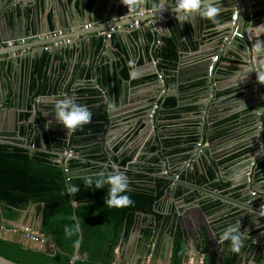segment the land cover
I'll list each match as a JSON object with an SVG mask.
<instances>
[{
    "label": "crops",
    "instance_id": "crops-1",
    "mask_svg": "<svg viewBox=\"0 0 264 264\" xmlns=\"http://www.w3.org/2000/svg\"><path fill=\"white\" fill-rule=\"evenodd\" d=\"M21 1L23 0H15L14 1V8L17 5H20ZM57 1H52L51 9L46 11V19L48 20V24L51 29L55 28L56 21L54 13H57V7H56ZM73 6L81 8L82 4L85 3L87 5L88 10L94 11L95 6V0H70ZM119 0H102L100 2V7L98 4V8H103L104 6H110L111 4L113 6H116L118 4ZM145 2V1H144ZM163 4L164 9L158 10L153 8L154 4ZM217 6H218V13L216 16V19L219 21L221 27H217L215 24H213L210 20L207 19V22L204 20L206 18L200 17L196 14L195 17H199L200 24L198 28H191L187 32L185 26V22H178L175 17V13L171 7H174L175 0H148L146 7L140 9V13L137 14V19H145L144 23L142 24V29H145L146 38L145 41H139V34L138 32L132 31L130 34V37L135 44V47L129 43V40L126 35L123 36V42L120 39V33L123 32L122 28H118V36L113 34V31H106L102 32V40L97 41L96 39H93L95 44L91 45V49L87 51L84 49L83 53L80 54L79 62L82 64L83 62L87 61L88 67L93 69L94 67H99V81L100 84H104L105 90H104V97L106 99H111L110 93L113 95V86L112 82L105 81V73L110 78V66L109 63L112 61L114 62V68L116 70V91L117 95L120 97V102H117L116 105L114 104L112 116L114 121L111 123L110 126L114 127V130H111L109 132V135L111 134H117L114 135L113 138L108 140V143L111 144V146H116L118 140H122L123 146L125 147L123 149V156L125 158H129V161L131 160V157H134L135 155L140 157H143L146 154L141 153V151L148 147L147 139L143 138V135L140 134L139 129L135 127L138 116L142 114V110L150 106L151 104L154 105L152 107V110L157 112L159 109V101L157 99V94H164V90L161 86L162 81H166L170 88L179 89V91L182 92V98L183 100L180 101L179 107L178 101L176 100V105L172 108H167L165 112V119H162L159 121V124L165 125L164 127L169 131V136L171 137L170 140L167 141V147L168 151L170 150V154L173 155L174 153H181L182 156H184L189 164L191 163V169L193 171H189L191 174V177H195L194 175L203 174L204 178L207 177L205 166H208L209 162H207L208 159L203 158V160H200V163L197 161V156L195 159L186 157L187 152L192 149L193 145L195 144L197 146V143H201L202 146L200 148H206L207 144H203L202 140H197L200 134L197 132V128L200 126L201 123H203L202 120V114H200V105L202 103V98L204 97V93L201 91V82L200 81H193V79L189 82L184 83L183 85H178L177 79L182 78V80H187L189 76V70L187 66H190L193 61H196L197 64L204 65L206 62L210 60L211 64H213V58L218 56L217 63L223 61V63L219 68L223 70L222 76L225 77L228 72L236 71V68L239 67V65L235 64V54L233 53L231 56H228L227 53H224L226 55V58L223 59V57H220V54L218 55L217 52H214L215 50L219 49L222 52L223 44H221L220 40L224 36V34L227 33L226 30L230 28V24H232L231 16L235 12V10L239 11V7L245 6L247 10V23L245 25V29L249 31H253V35L255 38V44L260 43L262 47H264V21H261L259 23H255V11H260L264 8V0H216ZM238 6V8H237ZM55 8V9H54ZM64 10H66V7L64 6ZM98 10V9H97ZM7 15L12 19L15 17V13L13 10V7H10L7 10ZM122 15V13H120ZM141 15H143L141 17ZM97 21L98 22H92L91 27L88 28V30H97L103 28V26L99 23L100 16L97 15ZM225 21H231L224 23ZM110 22L114 23V25L117 24H123L125 23L124 17H120L115 20H111ZM240 16L238 15L237 18V24L240 26ZM59 25V23H58ZM189 26V25H188ZM112 33L111 38H107V34ZM60 36H62L60 34ZM160 37L159 39L157 38ZM166 37H177L179 43L177 44V51H179L180 47L184 48L185 52L190 51L191 40H193V47L195 51H198L197 53H187L188 56L185 57L187 60V63L184 67L178 70L175 67L168 68L166 71H162L161 73L154 74V65L153 61H157L154 57V49L155 45L158 41H161V38ZM110 42L115 40L116 48L111 47L110 51L106 49H102V43ZM37 42H31L28 44L34 45ZM67 43V42H66ZM102 44V45H101ZM21 45H16L13 42L10 41H3L0 42V61L4 65V71L3 75L5 79L3 80L0 76V91H4V95L6 97V103L3 102V104L0 106V111L3 109L5 110L7 107L10 108L9 110H5L4 114H0V126L2 127V131L4 134H10L11 130L16 131L19 129L23 132V137L25 136V131L28 130V128L32 127V124L30 123V113L26 111V106L28 105V97H29V91H35L36 89V81L39 79L41 80V92L45 95V97H39L36 99L37 104L42 110L45 109H52V105L56 98L64 95L74 96L76 98V101L78 103H85L89 106L91 112L95 111L96 103L93 100L92 96H86L83 98H80V94L83 93L84 89H86V84L93 81L92 74L89 73L86 76V80L80 81V79L75 77L72 81H70V77L67 75L68 72L65 70L68 68L69 63H66V65H63V61L61 55L56 57V63L54 64V67L51 69V71H48V65L50 63V50L51 46H47V49L45 50V53L43 57L47 58L48 61L44 66H41V62L39 59H30L26 63H24L23 67L22 65H19V68L16 70L14 67V64L10 61L13 58L14 61H17L18 56L15 54V49L20 48ZM46 48V47H45ZM12 50V54H9V51ZM127 51L128 57H124V52ZM114 52V53H113ZM215 53V54H214ZM23 55V52H22ZM145 55H148L151 60V65L144 64V57ZM255 56V63H258L260 65V70L264 69V56L254 55ZM42 57V59H43ZM77 57V50L74 49L71 52L67 53V59L69 62L75 63ZM107 57H112V59H109ZM258 59V60H257ZM124 61L125 68L123 70H127L129 74V78H124L123 76V70L121 69V61ZM190 60V62L188 61ZM107 61L109 63H107ZM134 62V69L132 72L135 74L134 77L130 75L129 70V62ZM38 63L39 67L41 66L40 72L39 70L35 71V65ZM158 66V65H157ZM80 66L77 68V71L80 70ZM120 70V71H119ZM104 72V73H103ZM206 70L203 69L202 74H204ZM159 74H163L162 80L159 79ZM241 74L239 71L236 73L237 77L241 78ZM51 75H54L56 80L59 82L66 80V83H64L63 86L59 87L57 86L56 90L51 89V92L49 93L47 91L48 83L50 82ZM38 76V78H36ZM61 76V77H60ZM17 78V80H15ZM84 79V78H83ZM129 80L125 85H123V81ZM160 84V86L158 85ZM21 87V88H20ZM62 87V90L65 88L66 94L60 92V89ZM157 88L160 90V92L157 93ZM21 89V91H19ZM92 88H89L91 90ZM264 90V87H263ZM18 91V93H16ZM263 93V104H264V91ZM170 94L174 95V91H172ZM242 94V91L238 92H231V94L228 96H223L220 98V100L224 101L228 98H231L235 95ZM47 95H50L46 97ZM2 98V97H1ZM169 98V97H168ZM174 98V97H173ZM82 99V100H79ZM211 100V98H210ZM208 102L209 99H206L204 102ZM251 99H236V101H229L222 105H219L217 109L215 110L216 116L218 119H216L215 124L218 129L224 128V134L233 132V138H234V132L237 131V136H242L244 132L249 130L250 128L247 126H250V117L248 115L250 114V110L247 108L249 105V102ZM115 102V101H114ZM29 108V107H28ZM139 111V112H138ZM138 112L136 115V118L133 117V113ZM141 112V113H140ZM212 110L204 112V117L207 114L212 113ZM225 114H224V113ZM238 112H243L245 116L240 115ZM127 115L131 118H129L124 123V127H122V120L118 119L119 116ZM135 115V116H136ZM38 119L35 120V122L42 123V120L40 118V113H38ZM262 119L264 120V110L263 113L260 115ZM49 121H51L54 125L52 128H46L41 129V132L38 134L39 140L41 138H44L45 136H49L51 134V130H62L60 127L61 123H58L54 120V114L50 112ZM105 117L108 118V114H105ZM244 117V118H243ZM244 119L242 125L240 123L241 119ZM247 118V119H246ZM44 124V123H42ZM114 125V126H113ZM118 126H120L118 128ZM207 125H205L204 129H206ZM117 128V129H115ZM110 130V129H109ZM6 132V133H5ZM43 133H45L44 136H41ZM12 136L15 137L14 141L19 142H25L23 137H19L17 133L11 132ZM187 135H193L196 136V140L194 141H188ZM37 137V136H36ZM110 137V136H108ZM232 138V137H231ZM113 140V141H112ZM42 140H40L41 142ZM227 141V139H226ZM225 141V142H226ZM119 142V141H118ZM120 143V144H121ZM223 143V142H221ZM239 143V140H235L233 142H230V147L234 146L235 144ZM215 145H219L218 143ZM79 148H82V146L75 147L74 150H77ZM115 148V147H114ZM227 147L223 148L225 150ZM118 151V149L116 148ZM157 147L152 148V151H156ZM201 151V150H200ZM155 158H158L156 154H154ZM245 157V154L242 155L238 154V152L232 154L226 155L221 163L220 167L217 171H210L212 174L218 173V178L220 180L218 181L216 177L214 176L215 180L214 182H211L210 180H206L205 182L209 185L208 187H212L210 191L206 190L203 192L204 198L206 200L204 201V205L207 208H212L216 205L214 210L212 209L209 212L210 217L207 219L204 218L200 213L198 214L199 219H206L207 224H210L213 228V230H210V240L213 243V254H218V250L220 251L222 242L219 240V236L221 234V231L224 227H226L229 223L235 222L237 219L241 222V228L251 230L253 232L252 235L258 233L260 230L258 229L260 223L262 222L259 220L256 216H254L253 213L258 212V210L253 206V201L247 200L246 205H241L240 203L231 202L228 200H225L226 203L229 202V205H231V208L226 209L223 211L222 206H220L222 197L224 198H237L239 195V189H237L236 184H232L233 180H236L239 176L236 175V172L239 171L237 166H233V164ZM74 158H79L75 157ZM145 158V156L143 157ZM82 160V159H81ZM196 162L197 165L193 166V163ZM202 162V163H201ZM137 163V162H136ZM245 163V162H241ZM259 166V163H251L250 167L255 168ZM177 164L172 166V169L177 170ZM264 168V165H263ZM136 175L139 174V171L136 169V171H132ZM129 175V178H134L136 175L133 174H127ZM133 175V176H130ZM145 176V179L142 180L144 182L148 181L146 186L154 188V177L149 174H144L142 177ZM257 181H259L260 184H264V170L258 171L256 173ZM136 180V178H135ZM155 190V189H154ZM209 192V193H208ZM173 195L172 193L170 196ZM193 195V194H191ZM261 197V195H260ZM221 200V201H220ZM167 203V202H166ZM175 208L178 209V211L181 210L182 213L188 210L192 209L190 205H185L182 201H179V199L175 202ZM251 204V205H248ZM264 204V200L257 199L256 205L259 207L260 205ZM174 207V204H169L168 207ZM177 205V206H176ZM34 208V207H33ZM36 212L34 208V212L27 211L23 214V217L21 220H19L16 223H10L13 226H17L18 228H21L22 226H25L29 223L30 220H32V226L36 227L38 220L36 221ZM27 218V219H26ZM26 220V222H25ZM152 221L151 217L147 218V222L142 225L143 227H146L147 224H149ZM264 230V229H263ZM251 235V236H252ZM133 242L127 243L124 245L119 251H117V258L128 257V256H135L137 249L139 245V240L141 238L140 235H132ZM249 239L252 240V238L249 236ZM254 240L257 241H263L264 240V233L254 235ZM156 242V241H155ZM153 242L152 245H148V247L151 248L152 253H154L153 261L157 264H160L161 262V256L162 254L158 252L155 247L153 248ZM253 242V241H252ZM198 243V242H197ZM264 248V247H262ZM192 250V249H191ZM227 251V248H226ZM192 252V251H191ZM120 253V254H118ZM121 255V256H120ZM248 256H243L241 260V264H257L253 259L248 258ZM189 264H194L193 260L189 262ZM260 264H264V261Z\"/></svg>",
    "mask_w": 264,
    "mask_h": 264
},
{
    "label": "water",
    "instance_id": "water-1",
    "mask_svg": "<svg viewBox=\"0 0 264 264\" xmlns=\"http://www.w3.org/2000/svg\"><path fill=\"white\" fill-rule=\"evenodd\" d=\"M14 1L15 0H0V42L3 41H10L13 42L16 45H21L20 48L15 49V54L19 55L17 61H14L13 58L10 60L13 64L16 70L19 68V65H24L28 60L30 59H39L42 61V57L45 53V47L51 46L50 50V63L48 65V71H51V69L54 67V64L56 63V57L60 56L62 57L63 65H66V63H69L68 68L65 70L68 72V76L70 77V81H72L75 77L78 76L80 81L86 80V76L91 73L93 81L86 84V89H84L83 93L80 94V98L91 96L93 95V100L95 101L96 108L104 114H108V118L103 116V126L107 127L110 125V122L112 123L114 119L112 116L111 110L109 109L107 105L110 103L113 105H116L117 102H120V97L117 95V87H116V70L114 68V62H108L110 66L109 73L110 78L107 74H105V81L112 82V88H113V95L110 93L111 99H106L104 97V84H100L99 81V67H94L93 69L88 67L87 61L83 62L82 64L78 61L80 57V54L83 53L84 49L89 51L91 49V45L95 44L93 39H96L97 41L102 40V32L106 31H113V34L115 33L116 36H118V28H122L123 32L120 33V39L123 42V36L126 35L129 43L135 47V44L133 43L130 34L132 31L138 32L139 34V41H145L146 33L145 29H142V24L144 23L145 19H137V14L140 13V9L146 7L148 0H119L118 4L116 6H113L112 4L109 6H104L102 9L98 8V4L100 7V2L102 0H95V6L94 11L88 10L87 5L85 3L82 4L81 8L73 6L70 0H23L21 1L20 5H17L14 8ZM52 1L56 2L57 7V13H54L56 25L54 29H51L48 20L46 19V11L51 9ZM113 1V0H112ZM145 1V2H144ZM162 1V0H161ZM53 5V4H52ZM64 6L66 7V10H64ZM13 7L15 17L12 19L7 15V10ZM55 9V8H54ZM98 9V10H97ZM122 13V15H120ZM230 13H234L233 11ZM97 15L100 16L99 23L103 26L101 29L97 30H88L85 28V26L91 24L92 22H98ZM238 15L240 16L241 22L239 26V35H236L234 37H230V28L232 24H230V28L227 31L226 34L222 37L220 40L221 44H223L222 52L221 50L217 49L214 52H217L220 57H223L224 53H227L228 56H231L233 53L235 54V64L239 65V67L236 68V71L228 72L225 77L222 76L223 70L219 68L223 63H213L211 64L210 60L206 62L204 65L197 64L196 61H193L192 64L188 67L189 76L187 80H182V78L177 79L178 85H183L186 82H189L193 79V81H200L202 92L204 93V97L202 98V103L200 105V114H202V120L203 123L200 124V126L197 128V132L200 134L197 140H202L203 144H207L206 148H200L198 145H193L192 149L187 152L186 157L193 158L197 156V161L200 163V160L202 161L203 158L208 159L207 162H209L208 166H205L207 177L206 180H210V171L214 172L219 169L221 166L220 163L222 159L232 153L241 151L242 155L245 154V157L242 158V160L235 162L233 166L238 165L237 168L239 171L236 172V175L239 176L236 180H233L232 184H236L237 189H239V195L237 198H231L227 199L222 197L221 204H226L225 200L240 203L241 205H246L247 200L253 201L254 204H248L255 207L258 212L253 213L254 216H256L259 220L264 221V216L259 215V207L256 205L257 199L264 200V184H260L257 181L256 173L258 171H263V165H264V120L260 116L261 113H263L264 110V104H263V87L264 84H261L256 79V71H260V65L258 63H255V56L252 54L251 50L252 47L255 45V38L253 35V31L247 32L245 29V25L247 23L248 17H247V10L245 6L239 7ZM143 15H141L142 17ZM120 17H124L125 23L123 24H117L114 25V23L110 22L111 20L118 19ZM139 21V27L135 26V22ZM207 22V19L204 20ZM232 21V20H231ZM231 21H225L224 23ZM59 23V25H58ZM200 24L199 17H195L193 14L189 21H185V28L187 32L192 30L191 28H198ZM189 25V26H188ZM60 34L62 36H60ZM230 37L228 41H225V37ZM37 42L34 45L28 46L31 42ZM69 41V43H66ZM104 42V40H103ZM191 42L190 51L185 52L183 47H180L178 51V58L175 62V68L178 70L185 66L187 63V60L185 57L188 56L187 53H197L198 51L194 50L193 47V40ZM103 44V45H102ZM102 49H106L110 51V48H116L115 40L110 42H104L102 43ZM77 50V59L75 63L69 62L67 59V53L71 52L72 50ZM23 52V55H22ZM124 52V57L127 58L128 54L127 51ZM114 53V52H113ZM9 54H12V50L9 51ZM215 54V53H214ZM226 58V55L224 54ZM109 59H112V57H107ZM129 58V57H128ZM258 60V59H257ZM121 61V69L123 70L125 68L124 61ZM190 62V60H188ZM154 65V74L161 73L162 71L158 68L157 64L152 60ZM144 64L151 65V60L148 55H145L144 57ZM214 65V70L211 75H209L208 70L209 67ZM81 67L79 71H77L78 67ZM129 70L130 75L134 77V73L132 70L134 69V62H129ZM206 70L204 74H202V71ZM119 70V71H120ZM4 71V65L0 61V76L4 80L5 77L3 75ZM240 72L241 78L237 77L236 73ZM61 77V76H60ZM38 78V76H36ZM56 77L54 75H51L50 82L48 83L47 91L50 93L51 89L56 90L57 86H63L64 83H66V80L64 81H57L55 79ZM84 78V79H83ZM17 80V78H15ZM129 80L123 81V85H125ZM160 86V84H158ZM161 86L164 90V94H157V99L159 101V109L157 112L152 110V107L154 105H150L144 110H142V114L138 116V121L135 125V127L140 128L138 132L140 134L144 135L145 133L150 134L149 140L155 143V146L159 147L157 155L160 157L159 159V166L158 169L160 172H165L171 167L179 162H181L182 154L181 153H175L173 155L170 154V150L168 151L167 147V141L171 139L169 136V131L164 127L165 125L159 124V121L162 119H165V112L167 108L165 107V100L168 97H174L178 101L177 107L180 105V101L183 100L182 98V92L179 91V89H174L170 86L166 81H162ZM21 88V87H20ZM89 88H92L89 90ZM41 80L36 81V89L35 91H29V97H28V105L25 107L26 111L30 113V123L34 124V133L33 136L36 135V133L39 131L40 128H38V124H35V120L38 119V113H40V118L42 122L45 125H49V123H52L49 121L50 112L54 114L53 112V105L52 109H45L42 110L39 105L36 102V99L39 97H45V95L41 92ZM157 93L160 92V90L157 88ZM4 91L6 92V89L0 91V106L4 103H6V97L4 95ZM21 91V89L19 90ZM172 91H174V95L170 94ZM240 92L242 91V94L232 96L231 98H228L224 101L220 100L223 96L230 95L231 92ZM60 92L63 94H66L65 88L62 90V87L60 89ZM18 93V91H16ZM50 95H47L48 97ZM2 97V98H1ZM211 98V100H210ZM251 99L248 105V109L250 110V114L248 117H250V129L247 130L242 134V136H237V131L234 132V138H233V132L227 134H224V128L218 129L215 120L218 119L216 116L215 110L219 105H222L229 101H236V99ZM76 99V98H75ZM206 99H209V101L204 102ZM82 100V99H79ZM115 101V102H114ZM29 107V108H28ZM10 108H6L5 110H9ZM4 109L0 111V114H4ZM212 110L213 112L210 114H207L204 117V112ZM139 112V111H138ZM134 112L132 115V118L137 117V113ZM140 112V113H141ZM224 113V112H223ZM240 113V112H238ZM225 114V113H224ZM136 115V116H135ZM241 117L245 116L243 112L240 113ZM97 118L99 115L96 116ZM129 116H119L118 119L123 121H127ZM244 118V117H243ZM241 119L240 123L242 125L244 119ZM247 119V118H246ZM205 125H207L206 129H204ZM114 126V125H113ZM60 127L65 128L62 124H60ZM120 127V126H118ZM123 127V125H122ZM1 128V127H0ZM114 130V127L110 126V131ZM18 136L21 138V134L19 130L16 131ZM65 132H67V129L65 128V131L60 132V137L63 138L65 141L61 144L60 148L64 149L65 151L68 150V142L66 141L68 138L65 136ZM71 132V131H70ZM105 135V130L103 131ZM109 133V132H108ZM107 134V133H106ZM104 135L102 134L101 139L103 140ZM115 134H111V138H113ZM232 137V138H231ZM227 139V141H226ZM234 139L239 140V143L235 144L234 146L230 147L229 143L233 142ZM113 141V140H112ZM226 141V142H225ZM223 142V143H221ZM0 143H7L12 144L11 140H7L4 137L0 136ZM91 142L85 141L83 149H86V147H89ZM215 143L219 145H215ZM198 144V143H197ZM26 148L32 145V142L29 143L28 139H26L25 143L23 144ZM41 145L43 149H47V144L45 139H42ZM161 146L163 147L161 149ZM227 147L225 150L222 151L223 148ZM111 150L113 147H110ZM201 150V151H200ZM118 160V162H116ZM135 160H131L125 167L126 169L135 170L138 168V164L134 163ZM141 162V161H140ZM241 162H245L244 164ZM259 163V166L255 168L250 167L251 163ZM202 163V162H201ZM186 164H181L180 166L185 169ZM197 163L194 162L193 166H196ZM123 170V167H121L120 161L117 157H114L113 159L106 162V171L109 174L113 173H121ZM81 171L80 174L76 175H70V177H83L87 175H92V173L85 171V170H76ZM125 172V171H123ZM184 172V171H183ZM184 174V173H183ZM216 179L218 178V173L214 174ZM166 184L167 188L162 189L165 194L167 195L170 191L175 190L178 192V195L182 191V187H185L187 190H190L191 187L193 188V191L195 192H204L206 190H210V187H208V184L205 182V178L203 174H200V180L201 182H187L185 178L180 181L179 177V183L176 182L173 179L172 174L169 176H166ZM159 179V178H156ZM173 180V181H172ZM217 180H220L218 178ZM201 189V190H200ZM207 192V191H206ZM253 192H256L257 195H253ZM261 195V197H260ZM228 203V202H227ZM82 205L81 202H74L73 206L77 207ZM231 207V205H230ZM30 211L34 212V208L32 207ZM165 214L171 217V225L174 227L177 224V218L180 215V211L178 209H174V207H167L165 210ZM138 215L142 216V213H139ZM144 216V215H143ZM32 220L29 221L26 227H33ZM37 227L40 226V221L37 222ZM24 227V226H22ZM77 227L79 229V225L77 224ZM34 228V227H33ZM38 232V231H37ZM264 231L257 233L262 234ZM79 240L76 245V249L74 252L73 259L71 261V264H75V261L79 258V249H80V243L82 239L81 231L79 229ZM140 235V231L134 232L133 235ZM252 241L254 244L258 246H262L264 244L263 241H257L254 240V236L252 237ZM0 239L3 240H9V241H15L23 244L28 249H34V250H41L45 251L49 254H52L53 251H49L48 249H42L36 244H34L29 236L25 235L22 232H14L11 229H5L0 230ZM192 248V254L194 255V261L196 260V254L197 249L194 241L192 240L191 244ZM170 255H171V234H168V240L167 245L164 251V261L163 264H169L170 262ZM140 256L136 255L134 258H128L124 257L125 264H139ZM121 259V258H119ZM218 260V258L216 259ZM0 264H17L12 261H9L3 257L0 256ZM153 264V263H152ZM217 264V263H215Z\"/></svg>",
    "mask_w": 264,
    "mask_h": 264
},
{
    "label": "trees",
    "instance_id": "trees-1",
    "mask_svg": "<svg viewBox=\"0 0 264 264\" xmlns=\"http://www.w3.org/2000/svg\"><path fill=\"white\" fill-rule=\"evenodd\" d=\"M254 16L255 23L264 21V8L255 11ZM177 39L161 38L160 44L155 45L154 57L161 71L175 67L178 58ZM47 61L48 59L43 57L41 66ZM34 65L35 71L40 72L41 66L39 67L38 63ZM123 76L129 78L126 69L123 70ZM175 105V98L169 97L165 100L166 108ZM87 125L88 123L77 128L76 134L86 135ZM187 140L194 141L196 136L187 135ZM23 144L19 141H13L12 144L0 143V223H16L25 212L34 207L36 221H40V226L34 229L54 246V251L49 254L28 249L19 242L0 239L1 257L17 264H71L80 229L82 239L79 258L75 264H117V251L126 245L133 233L139 229V245L146 246L143 258L147 259L152 253L151 248L147 246L157 241L162 236L160 234L167 229L168 234H171L169 264L186 262L189 257V237L179 223L170 227V218L164 214L165 203L160 200L163 191L129 184L126 193L116 194L117 197L126 194L128 202L119 206H108L104 203L109 189L107 183L101 189L85 188L82 182L85 176L70 177L80 174L81 171L76 170L88 171L92 166L91 159L87 160V163L78 158L59 163L55 155L42 148L38 137L30 146L33 150ZM128 162L129 158L123 159L122 155L121 166L127 165ZM100 171L106 176L109 175L102 168ZM209 175L211 180L214 179L212 172ZM69 184L77 186L79 191L67 194L66 187ZM74 202H81L82 205L74 207ZM139 213L144 215L142 225L147 222L149 216L152 217L151 223L146 227H139ZM66 227L71 231V235H65ZM197 242V253L205 255L204 264H214L217 256L210 252V241L205 228L201 229ZM225 245L227 251L219 264H241L243 256L248 255V258L257 264L264 261V250L249 238L244 239L237 252L230 249L229 241H226ZM122 264H125L124 260Z\"/></svg>",
    "mask_w": 264,
    "mask_h": 264
},
{
    "label": "flooded vegetation",
    "instance_id": "flooded-vegetation-1",
    "mask_svg": "<svg viewBox=\"0 0 264 264\" xmlns=\"http://www.w3.org/2000/svg\"><path fill=\"white\" fill-rule=\"evenodd\" d=\"M91 96H93V95H91ZM97 115H99L98 118L96 117ZM103 116H105V114L100 112L98 110V108H95V111L92 112V117L93 118H92L91 122L88 123V125H87L88 133L86 135L82 136V135L76 134V132L78 133V129H76L74 131H71V132H68V130H67V132H65V136L68 138L66 141L68 142V148L69 149L66 150V151L64 149L60 148L61 144L65 141L63 138L60 137V132L61 131H65V128L61 127L62 130H56V129L51 130V134L49 136L47 135L44 138L40 139V140L45 139V141H46L47 149H44V150L46 152L52 154V155H55L56 157L57 156H61L63 154H66L67 152H72L75 156L79 157L78 159H83L84 163H87L88 162L87 160L91 159L90 162H91L92 166H91L90 169H88V171L90 173H92V174L99 172L100 168H102V169H104V171H106V162L107 161L113 159L114 157H117L119 159V161L121 162L122 155H123L122 154L123 153V149L125 147L123 146V143H121L123 141L122 140H118L119 142L117 141L116 146H112L113 149L111 150V148H110L111 144L108 143V140L111 138V136L108 133V132H110V130H109L110 129V125L107 126V127L103 126V120H104ZM42 123L35 122V124H38L37 127L40 128L35 136H33V133H34L33 125L34 124H32L31 128H28V130L25 131V136L24 137H23V132L20 131L19 129H17V130H19L21 136L24 138V141H26V139H28V141L30 143V142H33L34 139L38 137V134L41 132V129L52 128V126L54 125L53 123H49V125H45V124H42ZM124 123L125 122L123 121V127H124ZM115 129H117V128H115ZM104 130H105V135L103 133ZM16 131L11 130V132H14V133H17ZM11 132H10V134H4V132L2 131V127L0 128V136L4 137L7 140H11V142H13L15 137L12 136ZM102 134L104 135L103 140L101 139ZM117 134H115V135H117ZM44 135H45V133H43L41 136H44ZM108 136H110V137H108ZM143 138H146L147 139V143L149 144L148 147H145L141 151V153L146 154V155H144L145 158H143L144 156L140 157V155H138V156L135 155L134 157H131V160H133V161L135 160L134 163L137 162V164L139 165L138 168H136L139 171V174L136 175L134 172H132V171H136V169L135 170H131V169H126V167H125L126 165L121 166V167H123V170H122L121 173H123L127 177L129 176V175H127L129 173L133 174V175H136V177L134 176V178H129L128 177L129 184H134V185L139 186V187H147V188H150V189H155L157 191H163L162 189H165V188L168 187L167 184H166V178L165 177L169 176L170 174H172L173 179L176 182H178V183H179V181H178L179 177H180V181L184 177L187 182H195V183L201 182L199 173L197 175H194L195 176L194 178H193V176L191 177V174L194 173V172L189 173V171L190 172L193 171L190 168L191 167V163L189 164L188 162H186L187 159L184 156H182L183 158H181V162L177 163V166L179 167V168L177 167L178 168L177 170L174 171V169H172V167H171V169H169V170H167L165 172H160L159 169H158L160 157L157 155L159 147L155 146V143L149 140V138H150V134L149 133H145L143 135ZM85 141L91 142L90 143L91 145L89 147H86V149L79 148L77 150H74L75 147H78L80 145L83 147ZM29 147H27V148H29ZM155 147H157V150L156 151H152V148H155ZM116 148L118 149V151L116 150ZM162 148L163 147L161 146V149ZM154 154H156V156L158 158H155ZM238 154H241V151H239ZM123 159H126V158L123 156ZM181 164L182 165L186 164L185 165V169H183L180 166ZM123 171H125V172H123ZM144 174H149V175H152V177H154V182H155L154 188L146 186L148 181H146L147 183L142 181V180L145 179V176L142 177V175H144ZM133 175H130V176H133ZM135 178H136V180H135ZM156 178H159V179H156ZM214 181L215 180H211V182H214ZM194 187H196V186H194ZM194 187H191L190 190H187L185 187H182L181 188L182 191H181V193L179 195H178L177 191L175 193V190L170 191L167 195L163 191L164 192L163 196L160 199V200L164 201V203H165V210L168 207V203L169 204H174V208H175L174 201L176 202L178 199H179V201H182L185 205H190L191 208H192L190 210H188L189 208H187L186 211H184V213H182L183 211L181 212V210H180V215H177V216H179L177 218V224L179 223L184 228L185 232L187 233V235L189 237V257H188V259L186 260V262L184 264H189V262L194 259V255L191 252L192 240L194 241L195 245L197 246V244H198L197 241H198V238L200 237L202 228H205V230L207 232L208 239L210 241V246H209L210 252L212 253L213 249H214L213 243L210 240V230L214 231V228L210 224H207V222H206L207 220L206 219L211 216V215H209V212L212 209L214 210L216 205L213 206L212 208H207L204 205L205 204L204 201L206 200V198H204L203 191L202 192H200V191L199 192H195V191H193ZM211 188H213V186L212 187L210 186V190H211ZM203 190L206 191V189H203ZM210 190H208V191H210ZM171 193L173 195L170 196ZM253 193H256V192H253ZM191 194H193V195H191ZM255 195H257V193ZM220 206H222L223 211H225L228 208H231L230 205H229V202L226 203V204H224V203L220 204ZM165 210H164V214L166 212ZM199 213L206 219L197 218ZM138 216H139L138 219H139V222H140L139 227H142V219L144 218V216L143 215L142 216L138 215ZM166 216L170 218L169 219V225H170V227H172V225H171V217L168 216V215H166ZM149 217H151V216H149ZM245 229L240 228L241 231H244ZM258 229L260 230L259 232L264 231L263 230L264 229V221H262L260 223ZM138 231H140V230L138 229L135 232H138ZM252 234H253V232H251V230H247L246 238H248L249 236L251 237ZM256 234H254V235H256ZM160 235H162V236L160 238H158V240L153 244V248L155 247V249H157L158 252L160 251L159 253L162 254L160 264H163L164 251H165V248H166V245H167V240H168V230L165 229L162 232V234H160ZM254 235H252V237ZM131 238H132V236H131ZM131 238H130L128 243H131ZM226 241L227 240L222 242V244L220 246L221 250L217 251L218 254H216V256H217L216 259L218 258V260L215 259L214 264L215 263L219 264L220 260L224 258L225 254H226V248H227L226 245H225ZM262 247H264V244L262 246H259V248L264 250V248H262ZM145 248H146V246L141 244L135 250L136 255H139L141 257L139 262L140 263H142V262H150V264H152V263L153 264H157V263H155L153 261V258H154V255H155L154 253H151V255L148 257V259H151V261H149L148 259L145 260L143 258V253L145 251ZM130 257L131 256H128V258H130ZM134 257H131V258H134ZM195 257H196V260L195 261L193 260L194 264H204L205 263V255L197 253ZM123 259H124V257L122 256V260ZM170 259H171V255H170Z\"/></svg>",
    "mask_w": 264,
    "mask_h": 264
},
{
    "label": "clouds",
    "instance_id": "clouds-1",
    "mask_svg": "<svg viewBox=\"0 0 264 264\" xmlns=\"http://www.w3.org/2000/svg\"><path fill=\"white\" fill-rule=\"evenodd\" d=\"M153 8L159 11L164 9L163 4H154ZM175 13L178 22L189 21L193 14L210 20L217 27H221L219 21L216 19L218 13V6L216 0H175L174 7H171ZM252 54L264 56V47L260 43L255 44L251 50ZM256 79L261 84H264V69L256 71ZM107 107L111 109L112 104ZM54 120L61 123L68 132L74 131L77 128L83 127L92 119V112L89 106L85 103H78L74 96L64 95L55 99L53 103ZM83 185L85 188L94 187L101 189L107 183L109 189L104 198V203L108 206H119L127 203L129 198L126 194L117 197V193H126L129 186V180L123 173H113L105 175L103 171L94 173L83 178ZM79 188L75 185H67V194H75ZM260 216H264V204L260 205ZM241 222L237 219L233 223H229L223 228L219 236L221 242L229 241V247L233 252L239 251L244 239L246 238L247 229L240 230ZM71 231L66 227L65 235H71Z\"/></svg>",
    "mask_w": 264,
    "mask_h": 264
},
{
    "label": "built area",
    "instance_id": "built-area-1",
    "mask_svg": "<svg viewBox=\"0 0 264 264\" xmlns=\"http://www.w3.org/2000/svg\"><path fill=\"white\" fill-rule=\"evenodd\" d=\"M238 8V6H237ZM237 18H238V10H235V12L232 14L231 16V20H232V26L230 28V37H234L236 35H239V26L237 25ZM135 26L139 27V21H136L135 22ZM91 27V24L85 26V28H90ZM113 33V32H112ZM112 33H108L107 34V38H111L112 36ZM228 37H225V41H228L229 38ZM157 38L159 39L160 37L157 36ZM67 43H69V41H67ZM160 44V41H158L156 43V46H158ZM45 49L48 50V47H46ZM218 56L214 57L213 58V63H217L218 61ZM156 64H157V61H154ZM213 70H214V65L210 66L209 67V70H208V73L209 75H211L213 73ZM163 78V75L162 74H159V79L162 80ZM199 147L202 146L201 143H198L197 144ZM30 148V147H29ZM31 150H33V148H30ZM69 153V157H65L66 154ZM66 154H63L61 156H57L56 158V161L59 162V163H62L63 160H70L71 158H74L73 156V153L72 152H67ZM72 155V157H70ZM256 193H253V195H255ZM5 229H11L13 230L14 232H22L24 233L25 235L29 236V238L31 239V241L36 244L37 246H39L40 248L42 249H48L49 251H54V246L52 244H50L49 242H47L43 236H41L33 227H21V228H18L17 226H13L12 224H1L0 223V230H5ZM117 264H122V258L119 259L117 258ZM141 264H145V262H142Z\"/></svg>",
    "mask_w": 264,
    "mask_h": 264
},
{
    "label": "rangeland",
    "instance_id": "rangeland-1",
    "mask_svg": "<svg viewBox=\"0 0 264 264\" xmlns=\"http://www.w3.org/2000/svg\"><path fill=\"white\" fill-rule=\"evenodd\" d=\"M73 156H75L74 154H73ZM65 157H69V153L68 154H66L65 155ZM70 157H72V155L70 156ZM76 157V156H75ZM131 242H133V237L131 238ZM118 254H120V253H118ZM121 256V255H120ZM132 257V256H131ZM134 257V256H133ZM148 259V258H147ZM147 259H145V260H147ZM149 261H151V259H148ZM145 264H150V262H145Z\"/></svg>",
    "mask_w": 264,
    "mask_h": 264
}]
</instances>
